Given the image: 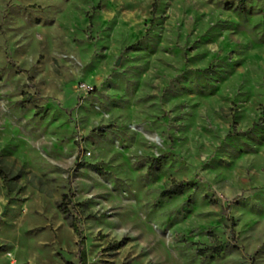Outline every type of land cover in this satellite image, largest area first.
I'll return each mask as SVG.
<instances>
[{"label":"rangeland","instance_id":"374dc122","mask_svg":"<svg viewBox=\"0 0 264 264\" xmlns=\"http://www.w3.org/2000/svg\"><path fill=\"white\" fill-rule=\"evenodd\" d=\"M0 170V264H264V0H0Z\"/></svg>","mask_w":264,"mask_h":264},{"label":"trees","instance_id":"16d2710c","mask_svg":"<svg viewBox=\"0 0 264 264\" xmlns=\"http://www.w3.org/2000/svg\"><path fill=\"white\" fill-rule=\"evenodd\" d=\"M250 1V0H235V10L242 13L244 12L245 9V4ZM226 8L229 7V5L227 4L225 6ZM27 101H29V98H27ZM37 112H40V109L36 110ZM158 167V160H153L151 163V166L148 168V171H152L153 169H156ZM97 173L99 175H101L102 173L97 171ZM0 178H3V173L0 170ZM185 188V184L182 183H175V182H171L169 187L162 191L160 193V197L161 198H170L172 196H179L182 194L183 190ZM69 200L66 194H62L60 196V202L57 205V210L61 213V215L64 217L65 220H68V225L69 227L72 229V231L76 234L77 233V227L76 225L73 223V221L71 220L70 214H69V210L67 209L68 204H69ZM113 250L117 249L116 245L112 246ZM198 253L200 256H204L206 253H210L213 254L215 256H219L220 255V250L218 248V246H215L214 248H210L207 250H198Z\"/></svg>","mask_w":264,"mask_h":264},{"label":"built area","instance_id":"2783aa9c","mask_svg":"<svg viewBox=\"0 0 264 264\" xmlns=\"http://www.w3.org/2000/svg\"><path fill=\"white\" fill-rule=\"evenodd\" d=\"M81 89L83 90V91H85V92H88L89 90H90V88L89 87H86V86H81ZM88 154H86V156H87Z\"/></svg>","mask_w":264,"mask_h":264},{"label":"water","instance_id":"95a60500","mask_svg":"<svg viewBox=\"0 0 264 264\" xmlns=\"http://www.w3.org/2000/svg\"><path fill=\"white\" fill-rule=\"evenodd\" d=\"M117 65H118V62L115 63V66H117Z\"/></svg>","mask_w":264,"mask_h":264}]
</instances>
